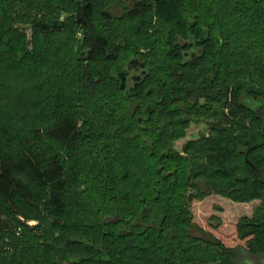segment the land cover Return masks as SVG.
Here are the masks:
<instances>
[{"label": "trees", "instance_id": "16d2710c", "mask_svg": "<svg viewBox=\"0 0 264 264\" xmlns=\"http://www.w3.org/2000/svg\"><path fill=\"white\" fill-rule=\"evenodd\" d=\"M27 1L0 0V264L264 260V0ZM212 195L261 203L238 246L195 223Z\"/></svg>", "mask_w": 264, "mask_h": 264}, {"label": "rangeland", "instance_id": "374dc122", "mask_svg": "<svg viewBox=\"0 0 264 264\" xmlns=\"http://www.w3.org/2000/svg\"><path fill=\"white\" fill-rule=\"evenodd\" d=\"M31 2L32 1L29 0L27 1V3ZM131 4L132 2L129 3V5ZM63 16V19H65L66 16ZM14 25L15 29L20 28L21 30H24L27 36V42L31 43L33 33L29 24L24 26L15 23ZM81 38L82 35L80 34L78 35L77 40L79 41ZM66 77L68 78V88L71 92H73L77 77L70 71L66 73ZM76 90L77 88L74 89V94L76 93ZM201 103H204V101H201ZM208 131L209 127L204 123L198 125L193 124L187 131L185 138L175 143V150L180 153L183 152V147L186 143L199 140L202 136L208 135ZM182 155L184 154L182 153ZM199 184L202 186L200 188L204 192H207L205 187L201 183ZM260 205V202H252L250 204L237 203L220 195H212L205 198L204 200L194 201L191 205V212L194 215V221L196 224L220 238L226 246L234 247L240 244V240L237 238L238 222L244 217L252 218L255 212H257L259 209ZM260 210L263 211L264 208H260ZM30 225L35 226L36 223H31ZM197 236H200V234H197ZM26 261V259H9L8 262H11L12 264H20L21 262H24V264H27ZM243 263L264 264V260H262L260 257L245 255L243 258Z\"/></svg>", "mask_w": 264, "mask_h": 264}, {"label": "water", "instance_id": "95a60500", "mask_svg": "<svg viewBox=\"0 0 264 264\" xmlns=\"http://www.w3.org/2000/svg\"><path fill=\"white\" fill-rule=\"evenodd\" d=\"M137 79L139 80L140 78L138 77ZM263 127H264V116H263Z\"/></svg>", "mask_w": 264, "mask_h": 264}]
</instances>
